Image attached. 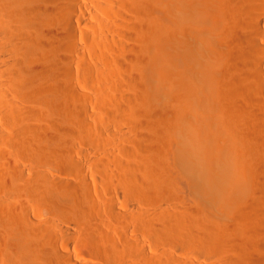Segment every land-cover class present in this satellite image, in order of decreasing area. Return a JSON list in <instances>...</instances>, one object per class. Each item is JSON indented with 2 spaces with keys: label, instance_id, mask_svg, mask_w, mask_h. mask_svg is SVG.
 <instances>
[{
  "label": "bare ground",
  "instance_id": "6f19581e",
  "mask_svg": "<svg viewBox=\"0 0 264 264\" xmlns=\"http://www.w3.org/2000/svg\"><path fill=\"white\" fill-rule=\"evenodd\" d=\"M76 138L99 142L102 221L87 220L98 205ZM51 156L75 189L48 175ZM172 174L187 206L157 213L155 194L185 200ZM49 204L66 227L34 216ZM0 261L264 264V0H0Z\"/></svg>",
  "mask_w": 264,
  "mask_h": 264
},
{
  "label": "rangeland",
  "instance_id": "374dc122",
  "mask_svg": "<svg viewBox=\"0 0 264 264\" xmlns=\"http://www.w3.org/2000/svg\"><path fill=\"white\" fill-rule=\"evenodd\" d=\"M229 60V62H228V64H227V61ZM232 61V58H231V60L229 59V58H226V60H225V63H224V67H223V70H222V72H221V77L220 78H222V79H220V81H222V80H225V79H227V80H230L231 82L230 83H232V88L230 89V90H223V89H220L222 92V94H223V92L225 93V96H229V95H231L232 93H234L235 92V90H237V88L235 87V85L236 86H239L238 84H236V80L235 79H232L229 75L227 76V74H228V67H229V64H230V62ZM228 66V67H227ZM225 77H224V76ZM223 76V77H222ZM236 81V82H235ZM238 83V82H237ZM234 88H235V90H234ZM97 91V90H96ZM96 91H95V89L94 90H85L84 91V93L86 94V95H88V97H90V100H91V104L93 105L92 107H91V109H90V107H89V110L91 111L92 110V112H99V110H101V107L99 108L98 107V105H97V103H96V106L98 107V108H96V106H94L95 105V103H94V101L95 100H97V99H95V98H97L96 96H95V93H96ZM222 94H221V96H222ZM96 102V101H95ZM97 109H99V110H97ZM95 110V111H94ZM50 112V113H49ZM95 112V113H96ZM60 114V115H59ZM45 119H46V125H47V127L49 126V125H54V124H56L55 126H59V127H62V125H64L63 124V122H64V120H63V116H62V112H60V111H54V110H52V109H47V113H46V115H45ZM55 119V120H54ZM56 121V122H55ZM61 121V122H60ZM95 121V120H94ZM93 120H91V119H88V122L90 123V126H91V130H92V133H93V129H94V131L96 130V128L98 127V123H97V121H95L94 122ZM52 122V123H51ZM91 133V132H90ZM238 135L241 137V133L240 132H238ZM77 139V138H76ZM78 140V141H77ZM77 140H75V143H76V146H78L79 148H83V150H84V154H85V157H82V156H77L76 155V160H78L79 162H80V164H82V166L81 167H84V172L86 173V179H87V182H88V184H89V186H90V189H91V194H95L97 191H101V192H103V190H106V188L105 189H102V185L101 184H99V183H97V179H96V177L94 176V172H93V170H92V166H90V164H89V161L90 160H93L95 157H97V156H101L102 155V153L100 152V151H98V149L96 150L95 149V147L97 148V146L96 145H98L99 144V142H97V139L96 138H91L90 140H92L91 142H92V147L93 148H91V147H89L88 146V144H87V142H85V140H84V138H80V140H79V138L77 139ZM50 161V163H47V170H49L50 172H51V174H50V172L48 173V175L51 177L52 175V177L54 178V177H56V180L58 179V178H64L63 180H66L67 182H69V185H71V184H75V183H77V181H78V177H77V171H75L74 170V168H72L71 166V168L68 166V168L67 169H69L68 171H67V169H66V167H67V165H59L56 161H53V157L51 156L50 157V160H48L47 162H49ZM78 162V163H79ZM52 163V164H51ZM56 165V166H55ZM58 167L57 168V170L55 169V168H53V167ZM66 166V167H65ZM61 168V169H60ZM66 169V171L65 170H63V169ZM80 170H81V168H80ZM70 171V172H69ZM171 176V179H174V180H172V188L174 189V190H176L175 189V187H178L179 189H180V191H179V189H178V193L180 192V194L179 195H181V197L182 196H185V200L183 199H181L180 201H173L172 200V202L171 203H168V201H167V199L169 198V195L171 194V192H169V194L168 193H165V195L163 194V195H157V194H155V195H153V197H150V202H151V204H148L147 205V207H149L150 209H152L153 211H156L157 213H164V212H168V213H171L173 210H176V211H182L184 208H186V206H187V203H185L184 201H187L186 200V193H184V192H186V190L184 189L185 187V185L182 187L181 186V184H185V182H183V179L180 177V178H178L179 176L177 175V177H176V174H172V175H170ZM51 177V178H52ZM176 179H175V178ZM52 178V179H53ZM180 179V180H179ZM55 180V179H54ZM60 180V179H59ZM63 180H61V181H63ZM176 183H175V182ZM181 181L183 182V183H181ZM179 182V184H177ZM176 184V185H175ZM73 185H71V187L72 188H70V189H75V186H73ZM113 185V184H112ZM112 185H111V187H112ZM68 188H69V186H68ZM182 189H183V192H182ZM64 190L67 192V193H70L71 194V192H73V190H70L69 191V189L67 190V188H64ZM177 191V190H176ZM175 191V192H176ZM181 192L182 193H184V194H181ZM104 193V192H103ZM92 195V196H93ZM103 197H106V196H104L103 195ZM93 198H94V201H95V204L96 205H98V207H96V208H94V207H92V209H91V213L90 214H92V212H93V215H90L89 213H87V220H90V219H94V220H96V221H102V220H104V219H106V217L108 216V212H107V209L103 206V204L100 202L101 201V199H99V198H96V196L94 195L93 196ZM162 198V199H161ZM183 198V197H182ZM165 199V200H164ZM160 201V202H159ZM167 201V202H166ZM183 201V202H182ZM186 204V206H184ZM121 205V207L123 208V205L122 204H120ZM55 205H51V204H49V205H47V206H45L44 207V209H42V211L41 212H36L35 214H34V216L35 217H37V218H39L41 221L40 222H42V223H49L50 221H52V220H57L58 221V223H60V224H62L64 227H66V225H68L67 223H66V220L63 218V217H60L61 216V213H58V211L56 210V207H54ZM140 206H144L142 203H141V205ZM95 215V216H94ZM38 219V220H39ZM72 226V225H71ZM74 229L72 230V232L74 233V234H78V229L77 228H75L74 226H72ZM67 228H70V227H67ZM194 231V230H193ZM202 233V232H201ZM201 233H198V234H201ZM138 237H143V238H145L144 236H141V235H138ZM142 244H145L146 242H150V239H148V238H145V239H142ZM145 242V243H144ZM60 243V244H59ZM58 243V245H59V247H61V248H64V247H66V243L65 242H63V241H61V242H59ZM117 244L119 245L118 247H121L120 246V244L117 242ZM227 246L228 244H222V246ZM224 246V247H225ZM69 250H70V253H72V255H73V257L74 258H76L77 260H79V261H81V262H92V261H96L94 258V255H93V252H92V250L90 249V248H88V247H83V246H80V245H76V244H72V245H70V247H69ZM175 253L184 261V258H186V254H184L183 252H181V251H179V250H176L175 251ZM105 259V258H104ZM116 261L115 262H118V261H122V262H125V261H131V258L129 257V255H127L124 251H122L121 249L120 250H118V251H116V259H115ZM101 262H103V258H102V260H101ZM0 264H3V263H1V261H0Z\"/></svg>",
  "mask_w": 264,
  "mask_h": 264
}]
</instances>
